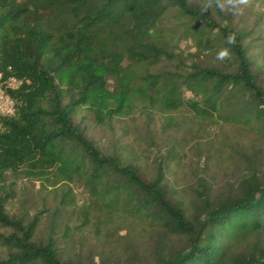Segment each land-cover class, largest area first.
Listing matches in <instances>:
<instances>
[{"label": "trees", "instance_id": "obj_1", "mask_svg": "<svg viewBox=\"0 0 264 264\" xmlns=\"http://www.w3.org/2000/svg\"><path fill=\"white\" fill-rule=\"evenodd\" d=\"M170 9L202 24L200 38L217 30L234 72L197 64L150 72L178 58L158 27ZM248 36L221 27L192 0H0V73L20 83L6 89L14 113L0 117V230L7 232L0 233V264H83L64 260L52 237L37 241V218L24 223L7 213L14 197L5 189L8 177L47 188L81 181L98 203L184 238L158 264H264V185L256 176L242 180L235 194L200 197V210L187 218L169 197L162 168L146 179L137 166L104 155L75 121L82 108L99 125L142 109L184 110L264 135V72L249 55Z\"/></svg>", "mask_w": 264, "mask_h": 264}, {"label": "rangeland", "instance_id": "obj_2", "mask_svg": "<svg viewBox=\"0 0 264 264\" xmlns=\"http://www.w3.org/2000/svg\"><path fill=\"white\" fill-rule=\"evenodd\" d=\"M192 1L207 8L221 27L247 32L249 55L264 72V0ZM158 27L178 58L152 67L150 72H184L192 64L234 72L235 61L217 30L206 31L200 38L202 24L179 16L175 9L168 11ZM222 50L228 53L224 58L219 56ZM185 96L193 98L188 92ZM75 121L82 122L87 138L104 155L137 166L146 179L153 180L162 168L168 195L180 203L187 218L200 210V197L235 194L242 180L252 176L264 185V135L256 127L230 124L221 118L203 120L184 110L163 114L142 109L99 125L82 108ZM7 187L14 193L6 201L7 213L24 223L37 218L36 240L45 242L52 237L64 260L158 264L157 259H169L184 244V238L150 219L98 203L81 181L47 188L39 182L8 177ZM5 257L6 251L0 247V259Z\"/></svg>", "mask_w": 264, "mask_h": 264}, {"label": "built area", "instance_id": "obj_3", "mask_svg": "<svg viewBox=\"0 0 264 264\" xmlns=\"http://www.w3.org/2000/svg\"><path fill=\"white\" fill-rule=\"evenodd\" d=\"M20 83L10 78L8 80L3 79V75L0 73V117L5 115H11L15 111V101L6 92V89H16Z\"/></svg>", "mask_w": 264, "mask_h": 264}, {"label": "clouds", "instance_id": "obj_4", "mask_svg": "<svg viewBox=\"0 0 264 264\" xmlns=\"http://www.w3.org/2000/svg\"><path fill=\"white\" fill-rule=\"evenodd\" d=\"M243 2V0H242ZM234 40H235V37L234 36H229L228 37V43H234ZM227 50H222L220 53H219V56L220 58H224L225 56H227Z\"/></svg>", "mask_w": 264, "mask_h": 264}]
</instances>
